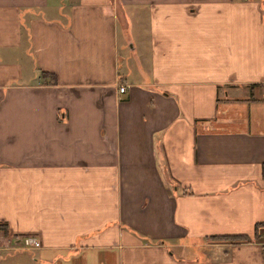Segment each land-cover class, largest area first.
Masks as SVG:
<instances>
[{
    "label": "crops",
    "instance_id": "obj_1",
    "mask_svg": "<svg viewBox=\"0 0 264 264\" xmlns=\"http://www.w3.org/2000/svg\"><path fill=\"white\" fill-rule=\"evenodd\" d=\"M0 224V264H264V0H0Z\"/></svg>",
    "mask_w": 264,
    "mask_h": 264
},
{
    "label": "built area",
    "instance_id": "obj_2",
    "mask_svg": "<svg viewBox=\"0 0 264 264\" xmlns=\"http://www.w3.org/2000/svg\"><path fill=\"white\" fill-rule=\"evenodd\" d=\"M124 88H125V85H119L117 89H118V91H123ZM259 238L264 243V225H262L261 228H260ZM23 243L25 245L31 244L32 246H37L38 245V241L33 240L31 237H28V236L23 238Z\"/></svg>",
    "mask_w": 264,
    "mask_h": 264
},
{
    "label": "rangeland",
    "instance_id": "obj_3",
    "mask_svg": "<svg viewBox=\"0 0 264 264\" xmlns=\"http://www.w3.org/2000/svg\"><path fill=\"white\" fill-rule=\"evenodd\" d=\"M131 38H133V37H132V34H131ZM127 47H128V45L125 46V49L128 51ZM134 64H135V63H133V65H134Z\"/></svg>",
    "mask_w": 264,
    "mask_h": 264
},
{
    "label": "trees",
    "instance_id": "obj_4",
    "mask_svg": "<svg viewBox=\"0 0 264 264\" xmlns=\"http://www.w3.org/2000/svg\"><path fill=\"white\" fill-rule=\"evenodd\" d=\"M3 225L0 224V227H2Z\"/></svg>",
    "mask_w": 264,
    "mask_h": 264
}]
</instances>
